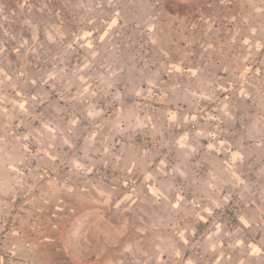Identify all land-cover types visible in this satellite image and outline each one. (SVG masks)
Segmentation results:
<instances>
[{
	"label": "crops",
	"instance_id": "1",
	"mask_svg": "<svg viewBox=\"0 0 264 264\" xmlns=\"http://www.w3.org/2000/svg\"><path fill=\"white\" fill-rule=\"evenodd\" d=\"M157 1L162 9L158 21L145 0H0V44L20 45L19 58L27 64L16 77L0 73V200L5 202L9 193L11 203L17 164L34 152L30 142L38 143L41 163H53L50 142L55 137L68 140L69 126L59 117L67 104L61 97L49 101L45 128L14 135L12 120L27 114L58 84L75 94L94 91L84 68L66 62L75 46L115 62L99 87L109 91L121 83L127 98L126 105L112 112L101 106L87 108L78 100L72 103L82 116L98 120L102 130L87 135V153L77 167L57 171L35 199L22 203L20 223L8 246L18 259L0 258V264H169L183 254L188 264H206L204 255L213 256L212 264H264V190L259 202L240 210L234 230L217 224L203 232L208 217L203 211H212L229 196L221 189L238 182L239 167L254 151L252 139L264 157V112L255 113L252 128L238 138L195 150L198 142L233 121L237 99L264 85V50L256 37L264 24V0ZM106 10L108 18L96 17ZM140 24L149 30L157 54L172 51L169 64L161 62L152 71L134 59L128 64L130 56L120 37L129 30L138 33ZM118 41L121 54L113 50ZM50 46L58 48L48 58L64 66H43V51ZM232 47L244 55L223 53ZM236 77L241 78L238 84ZM159 82H164L165 96L158 109L136 102L143 83ZM217 90L228 91L220 112H204L206 99ZM259 94V107H264ZM184 127L188 130L177 140L176 161L163 150L150 152L126 141L134 128L162 136ZM194 151L204 158L202 164H192ZM109 169H136L139 179L132 183L102 178ZM184 174L202 183L192 199L179 193Z\"/></svg>",
	"mask_w": 264,
	"mask_h": 264
},
{
	"label": "rangeland",
	"instance_id": "2",
	"mask_svg": "<svg viewBox=\"0 0 264 264\" xmlns=\"http://www.w3.org/2000/svg\"><path fill=\"white\" fill-rule=\"evenodd\" d=\"M153 7L154 21H158L162 14V9L157 0H145ZM31 8V7H29ZM110 10V9H109ZM106 13L103 12L101 15L96 13V17L105 19L110 15V11ZM212 23V21H211ZM137 29L139 32L129 30L125 37L121 38V44L125 48L124 51L130 56L129 63L132 59V62L137 63L139 66L152 71L155 69L161 62L169 64V61L172 59V51H165L163 56L157 54L152 46L151 38L149 35V30L146 29L144 24H140ZM234 26L230 25L229 30H234ZM1 35V30H0ZM97 36V34H96ZM258 39V46L260 49L264 50V24L262 30L256 36ZM68 43V42H67ZM97 42L95 41V44ZM119 41L113 47L114 52L121 54L122 49ZM24 47V46H22ZM30 49L32 46H28ZM26 48V46H25ZM58 46L45 47L44 61L43 66H64L66 63L61 60H55L48 58L50 53H54L57 50ZM222 49V48H221ZM20 45L13 43L12 45L3 46L0 44V73L6 74L10 77H16L18 72L24 71L27 68V64L19 58ZM74 52V53H73ZM69 60L66 61L68 65L78 63L84 69L83 71L86 74L87 79L91 82L90 88L94 91L88 93H72L69 89H66L62 84H58L51 90V93L48 96H43L39 98L34 104L33 109L30 110L27 114H22L19 117H16L12 120L11 123V132L16 135L19 134L22 130L29 129L35 130L40 128H45L46 117L50 115V107L48 103L50 100L55 97H61V99L66 104V109L59 114L60 120L67 127L66 138L67 141H63L60 138L55 137L50 142V149L53 151L54 157L52 159L53 163L48 159L44 163H41L40 160V150L37 142L32 141L29 143L31 155H28L27 159L23 162H19L16 168V179H14L15 191L12 193V198L9 203V193L5 196V202L0 200V258L5 261H11L13 259H18L15 257L11 248H8L12 244L10 240L20 223V214L23 211L22 203L26 204V200L35 199L40 191L44 188L46 182L52 180L57 171L70 169L77 167L78 162L85 156L87 153V148L85 144V138L90 133H96L97 130H102L101 125L98 120L89 118L87 116H82L76 108V105L72 103L76 100L83 103L87 108L89 106L94 107H105V110L112 112L113 108L117 105H126L127 98L122 93L124 87L121 83H116L114 87L109 88L110 90H104L99 87L102 79L105 75L109 74L108 71L113 70L115 62H109L100 59V54L89 53L84 51L82 48L75 46ZM235 58L240 54L244 55L242 49L237 47H232L229 50H224L223 53H227ZM85 64V65H83ZM246 80V79H245ZM241 81V78L236 77L234 82L238 84ZM52 80L49 83H46L47 87H51ZM258 84V83H257ZM97 86V87H96ZM143 89L141 93L136 95V102L142 106H146L151 109H158L161 106V102L165 96L164 82H159L157 85L144 84L142 85ZM153 87L158 88L163 91L162 98H153L148 96L147 88ZM96 88V89H95ZM264 88V85H259L258 89L255 91L252 89L246 97L237 99L236 106L233 107L234 119L233 121H227L222 124V132H219L214 137L205 138L204 142H198L197 148L195 150H205L207 145L211 143L213 146H218L219 140H229L236 137L252 128V122L254 119V114L258 111L264 112V107H259L260 94L264 99V91L261 90ZM228 96V91L226 90H217L211 93L206 99L204 106L205 111H212L213 113H218L221 110L222 101L225 97ZM150 99V101H149ZM156 105V107H154ZM200 109H202V107ZM196 112L197 110H192ZM206 121V119H204ZM71 122V125H70ZM193 126L188 127L192 128ZM186 127L172 129L170 132L160 136L155 132L149 129L134 128L132 135L128 134L126 139L129 143L140 144L146 149L153 152L154 150H163L168 154V159L170 161H176L177 159V140L179 135L184 131L188 130ZM194 130V128H193ZM150 134L151 137H147ZM217 137V139L215 138ZM250 144L254 149L253 153L243 161V164L239 167V179L238 182L228 183L222 189L221 193L226 197L225 201H221L217 206H214L212 211L204 212V215H207L206 221L203 222V232L207 234L209 228L213 225H223L228 230H234L240 210L245 206L246 203L259 202L261 196L263 195L264 190V157H262L257 149V142L252 139ZM210 148V147H209ZM37 151V154L36 152ZM197 152V151H196ZM194 151V154L191 157L192 164H202L204 158L201 155L197 156V153ZM38 164L40 167L34 168ZM41 173V174H40ZM102 178L106 180H124L127 182L136 183L139 179V174L136 172V169L132 172L125 171H114L109 169L101 173ZM179 193L185 197L192 199L196 189L202 187L201 180L187 174L179 177ZM11 194V193H10ZM16 218L15 223L12 225V220ZM181 218V217H178ZM195 216L192 220L195 222ZM198 218V217H197ZM198 220H200L198 218ZM201 221H197L200 223ZM196 223V224H197ZM11 237V238H10ZM186 254L181 255V257L175 258L172 261H169V264H188L186 261ZM206 264H212L214 260L213 256H201Z\"/></svg>",
	"mask_w": 264,
	"mask_h": 264
},
{
	"label": "built area",
	"instance_id": "3",
	"mask_svg": "<svg viewBox=\"0 0 264 264\" xmlns=\"http://www.w3.org/2000/svg\"><path fill=\"white\" fill-rule=\"evenodd\" d=\"M146 90H147L148 96H152V99L155 98V97L156 98H162V96H163V91L161 89L153 88V87H148ZM149 101H150V99H149ZM154 107H156V105ZM147 137L150 138L151 135L148 134ZM15 221H16V218H14L12 220V225L15 223Z\"/></svg>",
	"mask_w": 264,
	"mask_h": 264
}]
</instances>
